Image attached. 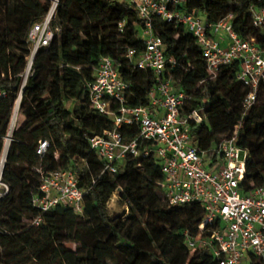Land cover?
I'll use <instances>...</instances> for the list:
<instances>
[{"label": "trees", "instance_id": "trees-1", "mask_svg": "<svg viewBox=\"0 0 264 264\" xmlns=\"http://www.w3.org/2000/svg\"><path fill=\"white\" fill-rule=\"evenodd\" d=\"M52 4L53 0H0V87L9 93L0 99V161L30 56L27 36ZM252 6L264 9V0H186L181 9L209 23L233 14L239 36L264 46V28L253 25ZM54 21L59 32L35 57L20 108L25 120L11 136L4 166L2 181L8 192L0 197V264H219L207 249L191 250L187 245L184 234H198L204 210L199 203L165 202L164 177L153 157H130L112 174L103 172L104 162L91 148V138L114 128L112 118L89 101V85L96 80L102 58H112L130 84L129 106L149 104V91L157 83L151 70L138 69L127 57L131 49L138 54L145 49L139 12L116 0H59ZM153 27L167 57L174 60L167 79L190 98L185 112L203 109L206 119L192 124L194 145L209 152L238 128L236 144L249 152L241 189L248 193L264 186V84L245 115L242 104L249 90L237 80L239 61L211 79L185 26L154 18ZM120 132L130 142L139 135V127L123 125ZM42 140L50 143L44 156L37 154ZM59 169L73 170L81 188H92L83 212L59 205L42 215L40 227L24 223L41 215L32 205L40 172ZM118 191L128 206L124 216L109 209ZM69 243L76 249H68ZM250 264L264 261L253 256Z\"/></svg>", "mask_w": 264, "mask_h": 264}, {"label": "built area", "instance_id": "built-area-1", "mask_svg": "<svg viewBox=\"0 0 264 264\" xmlns=\"http://www.w3.org/2000/svg\"><path fill=\"white\" fill-rule=\"evenodd\" d=\"M116 1L135 7L144 22L141 35L145 49L139 54L131 49L127 57L138 69L151 70L157 83L149 91V104L129 106L130 84L121 77L112 58L100 60L96 80L89 85V101L100 114L112 118L114 128L103 136L91 138L90 144L104 162L103 172L117 173L130 157H153L164 177L165 202L169 206L199 203L204 210L198 234L194 236L188 231L184 234L191 250L207 249L219 264H250L253 256L264 261V186L248 193L241 189L248 170L249 152L236 144L239 130L237 128L230 138L209 152L194 145L192 124L199 125L206 118L202 115L203 109L186 113L185 105L190 98L167 79L169 64L174 60L167 57L162 38L154 33L153 19L185 26L201 50L211 79H215L222 68L236 61L241 63L237 80L249 90L242 104L245 115L256 104L264 84V46L256 39L245 40L239 36L233 27V14L217 23H209L183 11L181 7L186 0ZM57 5L58 0L28 33L30 56L7 135L13 136L20 125L23 92L36 55L50 46L59 32L54 21ZM251 13L253 25L264 28V9L252 6ZM8 97L9 93L0 87V99ZM123 125L138 126L139 135L126 142L120 132ZM49 147L48 140L40 141L37 154L44 156ZM40 176L41 184L32 205L41 215L24 219V223L40 227L42 215L59 205L83 212L84 198L92 188H81L73 170L41 171ZM4 186L7 193L8 186ZM115 194L121 196L120 191Z\"/></svg>", "mask_w": 264, "mask_h": 264}, {"label": "rangeland", "instance_id": "rangeland-1", "mask_svg": "<svg viewBox=\"0 0 264 264\" xmlns=\"http://www.w3.org/2000/svg\"><path fill=\"white\" fill-rule=\"evenodd\" d=\"M55 3V0H53V4ZM52 4V5H53ZM200 18L203 20V21H206L205 17L204 16H200ZM75 105V103H70L69 104V107L70 108H73ZM25 119L21 118L20 117V123L22 124L23 121ZM216 126H221V123H218ZM207 165H208V162H207ZM5 184L3 183L2 181V178H1V185H0V197L5 195L6 193V188L4 186ZM159 196L163 199V195L161 193H159ZM127 205L124 204L122 201H121V196L120 194H115L112 198V200L110 201V204H109V209H110V212L111 214L115 215V216H124L125 214V211L127 210ZM67 248L68 249H72V250H75L76 249V245L73 244V243H69L67 244Z\"/></svg>", "mask_w": 264, "mask_h": 264}, {"label": "bare ground", "instance_id": "bare-ground-1", "mask_svg": "<svg viewBox=\"0 0 264 264\" xmlns=\"http://www.w3.org/2000/svg\"><path fill=\"white\" fill-rule=\"evenodd\" d=\"M11 136L12 135L9 134V136L7 138L5 151H4V154H3L2 158H1V161H0V185H1L2 170L4 169V166L6 164V159H7L8 151H9V148H10Z\"/></svg>", "mask_w": 264, "mask_h": 264}, {"label": "water", "instance_id": "water-1", "mask_svg": "<svg viewBox=\"0 0 264 264\" xmlns=\"http://www.w3.org/2000/svg\"><path fill=\"white\" fill-rule=\"evenodd\" d=\"M59 1V0H58ZM7 158H8V155H7ZM6 161H7V159H6ZM6 165V164H5ZM3 172H4V169L2 170V175H3ZM2 175H1V178H2Z\"/></svg>", "mask_w": 264, "mask_h": 264}, {"label": "crops", "instance_id": "crops-1", "mask_svg": "<svg viewBox=\"0 0 264 264\" xmlns=\"http://www.w3.org/2000/svg\"><path fill=\"white\" fill-rule=\"evenodd\" d=\"M21 118H23V119H24V117H21Z\"/></svg>", "mask_w": 264, "mask_h": 264}]
</instances>
